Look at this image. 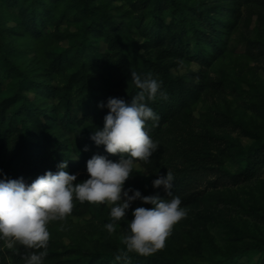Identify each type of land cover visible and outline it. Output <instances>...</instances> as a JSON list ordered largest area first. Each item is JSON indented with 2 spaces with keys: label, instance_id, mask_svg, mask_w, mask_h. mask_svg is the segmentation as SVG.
<instances>
[{
  "label": "rangeland",
  "instance_id": "rangeland-1",
  "mask_svg": "<svg viewBox=\"0 0 264 264\" xmlns=\"http://www.w3.org/2000/svg\"><path fill=\"white\" fill-rule=\"evenodd\" d=\"M91 21L98 33L89 27ZM183 24L190 52L179 60H161L158 52L164 47L148 37L151 30ZM112 37L124 47L128 67L106 93L111 88L116 98L124 99L135 93L130 71L138 73L145 61L169 64L168 76L180 86L193 81L198 88L203 83L199 95L188 96V115L180 117L177 129L175 121L167 126L161 156L146 166L138 162L125 183L126 189L142 195L167 198L152 181L170 171L172 192L188 215L173 227L164 248L148 256L130 254L129 264H217L246 245L264 247V152L255 158L254 178L240 176L246 153L264 144V0H0V101L20 98L16 95L21 93L43 121L50 107L64 111V102L41 96L35 88L24 90L21 81L32 87L47 83L63 91L69 85L70 107L80 120L82 108L91 103L81 87L84 81L76 83L75 78L94 76V63L115 54L109 49ZM212 45L221 52L208 66L203 59ZM50 69L56 71L51 79ZM82 124L53 130L69 162L79 163L85 146L91 154L103 147L96 146L90 139L93 132ZM187 133L210 145L214 162L186 176L179 173V152ZM72 174H78L76 182L89 178L82 168ZM138 206L151 207L134 202L116 232L109 234L104 228L109 207L74 199L72 213L48 225L47 251L79 264L89 259L91 264H114L105 255L124 247L121 233ZM239 264H264V255H246Z\"/></svg>",
  "mask_w": 264,
  "mask_h": 264
},
{
  "label": "clouds",
  "instance_id": "clouds-1",
  "mask_svg": "<svg viewBox=\"0 0 264 264\" xmlns=\"http://www.w3.org/2000/svg\"><path fill=\"white\" fill-rule=\"evenodd\" d=\"M130 77L137 89L131 102L109 97L106 104H98L109 111L103 128H96L90 136L96 146L119 155L118 160L94 154L86 164L89 178L81 182H76L78 174L67 171L65 160L57 165L56 172L46 171L30 183L23 177L0 179V241L10 249L19 244L31 250L22 257L23 264H43L50 239L48 225L65 220L73 211L74 199L107 205L109 222L104 228L109 234L116 232L134 202L151 205L132 210L133 218L127 220L120 236L124 247L114 253L118 264H129L130 254L148 256L164 248L173 227L187 217L188 209L172 192L174 177L170 171L152 181L155 189L163 188L167 198L125 188L137 163L149 161L159 148L150 135L148 122L156 128L160 117L149 102L169 99L162 82L152 73L141 76L130 71ZM84 150L88 151V146Z\"/></svg>",
  "mask_w": 264,
  "mask_h": 264
},
{
  "label": "trees",
  "instance_id": "trees-1",
  "mask_svg": "<svg viewBox=\"0 0 264 264\" xmlns=\"http://www.w3.org/2000/svg\"><path fill=\"white\" fill-rule=\"evenodd\" d=\"M174 4V1H172ZM236 17V15H235ZM209 24V21H207ZM94 21L89 24L90 28H93V33H98L99 30L93 27ZM204 25V24H203ZM205 26V25H204ZM184 35L187 36L184 24L181 27L172 29L170 26L163 25L158 31L151 30L148 37L154 38L157 47H164L158 54L161 56V60L166 58L182 59L185 54L189 53L187 42L184 40ZM211 35V34H210ZM207 36V34H206ZM147 37V38H148ZM214 37V36H213ZM190 42V40H189ZM119 45V48L116 47ZM113 37L109 41V49L113 51L114 55H104L96 63H94L95 75L88 77L84 76L76 77V83L84 81L82 88H85V94L90 99L91 107L85 105L82 108L83 114L80 120L75 116V108L70 107L72 101L69 99V85L63 91V87H56L43 83L38 87H32V85L26 86V82L21 81L20 86L29 90L35 88L41 96L57 98L59 103L64 102L63 109L50 107L49 110L44 112L43 121L39 119V113L27 97L18 93L16 96L20 98H9L0 101V179H18L23 177L26 183H30L37 176L43 175L46 171H57V165L65 160L61 145L58 142L57 137H53V130L55 127L68 128L71 123L81 125L82 121L85 129L89 130V134L96 128H103L104 116L108 113L109 109L106 107L101 109L98 104L101 102L107 103L109 97H115L116 91L107 88L114 86V83L120 73H122L126 67H128V61L124 53V47ZM221 50L212 45L210 53L204 57L203 61L208 66L218 58ZM218 54V56H216ZM195 57H198L194 54ZM216 56V57H215ZM168 59L167 62L170 60ZM173 63V61L171 62ZM67 65V64H66ZM169 64L158 62L157 60L151 63L144 62L143 67L138 71L146 74L152 73L161 82L163 89L168 93L169 99L167 101L156 100L149 102V106L159 115V126L151 128V121L148 122L151 137L158 142L159 148L153 154L149 161L153 158L161 156L162 149L164 148V137L167 133V126L170 123L177 122L174 128L177 129L181 120L180 117L188 115V96L192 98L193 94L197 95L201 92L202 82H199V87L196 88L193 81L180 86L178 81L169 78ZM54 69H50L48 74L51 79L54 76ZM93 73V72H92ZM205 77V75H204ZM24 83V85H23ZM68 84H70L68 82ZM203 88V87H202ZM67 89V90H66ZM88 90V91H87ZM137 91V89H133ZM135 93H131L129 97L124 99L126 102H131V98ZM117 97V96H116ZM60 99H62L60 101ZM187 108V111H186ZM26 120V121H25ZM82 120V121H81ZM78 122V123H77ZM174 123V124H175ZM181 127L178 128L180 130ZM188 134V133H187ZM187 140H182L180 156H181V170L179 173H184L186 176L190 173H196L201 169H205L213 165V158L208 153L210 145L206 141H202L195 135L188 134ZM32 136L37 137V141H32ZM264 152V144L254 145L247 153L245 157V165L241 169L240 176L243 178H249L252 180L256 174V157ZM94 154H100L106 156L111 160H118L119 155H112L107 153L103 147H101ZM91 151H85L81 156L79 163L69 162L67 171L72 174L76 169L82 168L87 171V161L94 155ZM149 161H139L143 165ZM184 183H180L183 186ZM188 204L190 203L187 202ZM31 251L26 249L22 245H15L13 248H7L4 246L3 241H0V264H23L22 257L27 255ZM251 254L264 255V247L260 244L246 245L232 256L226 259L224 262H218L217 264H239V260ZM105 257L112 258L114 255L106 254ZM92 263V259H89L88 264ZM109 263V262H108ZM114 260V264H117ZM131 263V262H130ZM43 264H79L75 261H67L62 259L58 253L47 251V256L43 260ZM110 264V263H109Z\"/></svg>",
  "mask_w": 264,
  "mask_h": 264
},
{
  "label": "built area",
  "instance_id": "built-area-1",
  "mask_svg": "<svg viewBox=\"0 0 264 264\" xmlns=\"http://www.w3.org/2000/svg\"><path fill=\"white\" fill-rule=\"evenodd\" d=\"M12 264V263H11Z\"/></svg>",
  "mask_w": 264,
  "mask_h": 264
}]
</instances>
